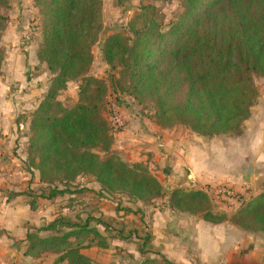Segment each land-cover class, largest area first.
Instances as JSON below:
<instances>
[{
	"label": "trees",
	"instance_id": "obj_1",
	"mask_svg": "<svg viewBox=\"0 0 264 264\" xmlns=\"http://www.w3.org/2000/svg\"><path fill=\"white\" fill-rule=\"evenodd\" d=\"M101 1L35 0L44 19L37 57L54 79L30 125L28 166L41 181L54 178L69 184L89 175L103 190L147 202L160 197L162 187L146 168L129 167L115 155L102 160L95 152L98 148L108 152L111 137L100 116L105 85L87 76L91 48L102 31ZM7 3L0 0V6ZM182 6L181 19L168 32L150 19L139 28L131 23L129 33L107 36L102 43L103 60L114 70H125L129 96L140 104L146 99L154 104L158 125L181 124L204 137L237 135L256 100L253 78L264 77V0H184ZM180 77L187 84L185 98L172 104V82ZM78 79L85 82L79 93L84 101L65 110L56 100L58 93ZM89 91L95 96L86 97ZM62 193L56 188L46 198ZM190 200L197 211L207 210L204 193L192 194ZM30 210H35L33 204ZM204 217L212 223L223 220L208 213ZM231 220L242 230L264 233V193ZM63 229L68 232L58 236ZM41 231L55 235H27L25 255L51 253L57 255L54 264H92L81 251L101 237L86 222L71 226L53 221L37 232ZM140 264L173 263L145 259Z\"/></svg>",
	"mask_w": 264,
	"mask_h": 264
},
{
	"label": "rangeland",
	"instance_id": "obj_2",
	"mask_svg": "<svg viewBox=\"0 0 264 264\" xmlns=\"http://www.w3.org/2000/svg\"><path fill=\"white\" fill-rule=\"evenodd\" d=\"M183 1L102 0L99 4L102 31L91 48L92 63L87 74L88 77L105 85L106 93L100 104V116L111 135L109 151L104 152L98 148L95 152L102 160L109 155H115L129 167L141 164L161 185V196L147 202L130 199L127 195L103 190L89 175L80 176L69 184L58 183L54 178L41 181L37 171L29 170L26 151L24 164L15 162L7 168H0V185L7 187L4 194L7 201H20L22 206L27 204L29 209L28 220L22 225L27 230L23 240L12 239L6 232H0V237L2 234L4 237L1 244L5 245L6 249H11V253L29 250L27 242L29 234L44 235L46 238L54 236V232H37L53 221H64L71 226H83L86 222L88 228L95 229L101 237L89 241L88 247L81 251L92 264H140L145 259L163 263L167 260L165 258L167 254L169 256L171 254L174 258L172 261L179 262L177 264L184 263V260L180 259L182 255L183 259L186 258V263L199 264L193 250L188 254L181 251V245L192 240L189 239L190 232L189 234L186 232L187 229L180 220L198 219L203 223L200 235L203 233L207 236L214 231L209 228L212 225H220L228 220L235 225L232 217L251 202L249 194L251 190L247 186L245 192L244 188L233 189L228 187L227 179L219 184L211 179L205 184H196L187 178L188 172L175 173L168 162L170 158L177 159L171 140L190 139L193 143L202 144L203 157L197 159L201 168L208 169L210 167L208 165L213 164L227 173L225 166L227 157L219 150L217 152L216 147H227L228 139L240 137L242 130L237 135L204 137L181 124L169 127L158 125L154 104L148 99L140 104L129 96L125 92L127 87L125 70L121 68L114 70L103 60L101 49L107 36L120 32L129 33L131 23L135 28H139L143 21L147 22L150 19L158 23L164 32H168L183 15ZM43 23L41 10L35 5V0H8L7 5L0 6V79L7 85L10 95L9 100L14 113L12 121L17 128L19 124L22 126L17 135L22 133L28 141L31 137L30 125L33 116L48 94L54 79V75L37 57L43 40ZM253 83L257 96L251 109L258 115V109L264 105V77H254ZM84 86L85 82L80 79L69 81L66 88L58 93L57 102L65 110L75 108L81 100L84 101L85 97L81 99L79 94L80 88ZM172 86L169 102L172 104L183 102L187 84L182 82L180 77L178 81L176 78L173 80ZM95 87L96 85H92V89ZM94 96L95 92L86 93L88 98ZM115 116L121 120H118L117 124ZM117 125L120 128L116 129ZM150 133L161 136L158 141L160 145L156 146L153 152L139 150L138 145L155 143L146 140ZM123 140L130 149L120 148L119 143ZM134 145H137L136 148ZM141 151L144 152L142 155L145 158V153H149V163L143 160L138 162L142 156L139 155ZM56 188L64 193L47 200L46 197ZM199 192L204 193L208 199V208L203 212L214 219L223 218L221 222L206 221L204 217L206 213L197 211L192 206L190 196ZM32 204L35 210H30ZM67 232V229H63L57 235L61 236ZM23 243L25 247L22 248ZM102 244L105 247L98 246ZM204 248H208L206 242ZM31 258L42 259L40 263L54 264L57 255L48 253ZM12 259L14 263L18 262L15 256Z\"/></svg>",
	"mask_w": 264,
	"mask_h": 264
},
{
	"label": "crops",
	"instance_id": "obj_3",
	"mask_svg": "<svg viewBox=\"0 0 264 264\" xmlns=\"http://www.w3.org/2000/svg\"><path fill=\"white\" fill-rule=\"evenodd\" d=\"M9 97L7 85L0 79V168H7L15 162L24 164L28 146L27 138L22 133L17 135L22 126L19 124L17 128L12 121L14 113ZM257 113L258 115L256 112L254 113V109H251V118L244 122L240 137L229 138L227 147H216L217 152L219 150L227 157L225 165L227 166V173L213 164L208 165L210 166L208 169L201 168L197 159L200 156L203 157L202 144L193 143L190 139L187 141L180 140V138L171 140V146L175 148L174 153L177 159L170 158L169 166L175 170V173L184 174L188 172L187 178L200 185L205 184L210 179L216 184L227 179L228 187H233V189L244 188V190L242 189L244 192L249 188L251 190L249 192L250 197L252 200L255 199L264 193V105L258 109ZM160 137V135L150 133L146 136V140L155 143L138 145V149L144 152L155 151L156 146L160 145L158 144ZM119 145L123 150L130 149L124 140ZM136 146L134 145V148ZM211 150L212 148H210ZM143 153L141 151L139 155L141 156ZM145 154L146 158L142 155L138 162L143 160L149 163V153ZM156 161L157 159H155ZM6 192V185H0V232H6L7 236L12 239L23 240L27 230L22 225L28 220L29 209L27 204L22 206L20 201L8 202L4 195ZM16 194L19 195L20 193ZM175 222L177 223L176 220ZM180 223L186 227L188 234L190 232L189 239L192 240L182 244L181 251L188 254L193 250V255L196 256L199 264H264L263 232L242 230L228 220L223 224L209 227L214 231L205 236L203 233L201 235L199 233L203 229V223L198 219L189 220L186 218L180 220ZM187 233L186 237H188ZM2 235L0 237V264H46L40 263L42 259L35 260L25 255L26 252L23 250L22 252L11 253V249H6L5 245L1 244L4 240ZM38 237L46 238L44 235H38ZM205 242L208 244L207 249L204 248ZM24 245L23 243L21 247H25ZM14 256L18 262L14 263L12 259ZM180 257L181 260H184V263L180 264H189L186 263V258H182L184 255ZM165 258L174 264L179 263L175 260L172 261L174 258L171 254L170 256L167 254Z\"/></svg>",
	"mask_w": 264,
	"mask_h": 264
},
{
	"label": "built area",
	"instance_id": "obj_4",
	"mask_svg": "<svg viewBox=\"0 0 264 264\" xmlns=\"http://www.w3.org/2000/svg\"><path fill=\"white\" fill-rule=\"evenodd\" d=\"M118 120H120L119 119V117L118 116H115V123L118 121ZM121 121V120H120ZM117 124V123H116ZM116 129H118V128H120V127H118V125H117V127H115ZM120 130V129H119Z\"/></svg>",
	"mask_w": 264,
	"mask_h": 264
}]
</instances>
